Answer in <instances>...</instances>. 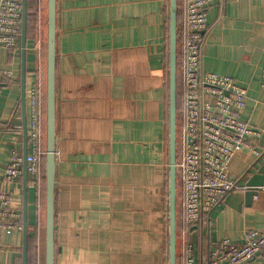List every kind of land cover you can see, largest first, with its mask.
<instances>
[{"label":"crops","instance_id":"crops-1","mask_svg":"<svg viewBox=\"0 0 264 264\" xmlns=\"http://www.w3.org/2000/svg\"><path fill=\"white\" fill-rule=\"evenodd\" d=\"M29 2L25 54L22 39L20 50L0 48V188L27 224V235L2 234L0 264H45L44 186L26 179L25 165L4 180L14 155L30 153L32 88L46 92L48 0ZM169 7L57 0L55 264H169ZM208 24L202 67L246 88L242 119L261 132L252 142L262 155L232 158L238 189L188 237L197 264L225 239L242 245L264 231V187L251 205L246 198L264 166V0H215ZM248 264H264V252Z\"/></svg>","mask_w":264,"mask_h":264},{"label":"built area","instance_id":"built-area-1","mask_svg":"<svg viewBox=\"0 0 264 264\" xmlns=\"http://www.w3.org/2000/svg\"><path fill=\"white\" fill-rule=\"evenodd\" d=\"M215 0H183L182 24L178 34L182 103L179 111L177 141V183L183 189L184 224L197 228L231 192L237 180L229 174L232 158L240 151L262 155L252 140L261 132L242 119L247 90L234 78L206 72L202 50L209 32L208 10ZM23 7L18 0L0 2V48H21ZM178 51V52H179ZM0 71V94L3 90ZM264 86V70L262 72ZM45 91L36 85L31 91L30 153L26 157L27 174L34 185L43 178L46 156L43 101ZM181 120V121H180ZM24 159L14 155L6 168L4 180L14 182L23 174ZM11 197L0 188V238L3 233L22 231L21 213L11 206ZM190 232L184 227L183 264H197ZM264 252V231H250L242 245L228 239L216 245L208 264H248Z\"/></svg>","mask_w":264,"mask_h":264},{"label":"water","instance_id":"water-1","mask_svg":"<svg viewBox=\"0 0 264 264\" xmlns=\"http://www.w3.org/2000/svg\"><path fill=\"white\" fill-rule=\"evenodd\" d=\"M22 47L27 41V0H22ZM169 264H177V139H178V0L169 7ZM56 63L57 0H48L47 81H46V156H45V264H55V187H56ZM25 80V68L23 70ZM24 172L27 179V163ZM264 166L246 182V198L251 205L264 187ZM27 235V224L24 226ZM26 264V262H25Z\"/></svg>","mask_w":264,"mask_h":264},{"label":"trees","instance_id":"trees-1","mask_svg":"<svg viewBox=\"0 0 264 264\" xmlns=\"http://www.w3.org/2000/svg\"><path fill=\"white\" fill-rule=\"evenodd\" d=\"M21 4H22V0H18ZM30 2L28 0V4H27V10H28V24L30 21ZM34 19H36V21L38 20L36 16H34ZM169 19L170 17H168V22H167V41H168V51H167V64H168V70H169V36H170V32H169ZM182 24V12H181V6H180V0H178V30L180 29ZM179 51V49H178ZM181 59L180 57V51L178 52V127L180 126V114L179 111L181 110V103H182V88H181V70H180V63L179 60ZM43 113H44V131L46 134V93H45V97H44V101H43ZM168 122H169V99H168ZM45 148H46V141H45ZM43 184V186L45 187V160H44V165H43V178L42 181L40 182ZM168 186H169V177H168ZM169 191V190H168ZM178 199H177V233H179V231L182 229V227H186L188 229L189 232H192L193 230L197 229V228H189L184 224V215H183V196L181 193L178 192ZM168 196H169V192H168ZM169 207H168V212H167V219H168V231H169ZM36 240V238H34ZM168 247H169V239H168ZM177 253H178V248H177ZM177 264H183L182 262V255L178 253V260H177Z\"/></svg>","mask_w":264,"mask_h":264},{"label":"rangeland","instance_id":"rangeland-1","mask_svg":"<svg viewBox=\"0 0 264 264\" xmlns=\"http://www.w3.org/2000/svg\"><path fill=\"white\" fill-rule=\"evenodd\" d=\"M46 93V92H45ZM181 121V120H180ZM181 191V187L178 183V188H177V193L179 192L180 193ZM44 217H45V187H44ZM45 220V219H44Z\"/></svg>","mask_w":264,"mask_h":264}]
</instances>
